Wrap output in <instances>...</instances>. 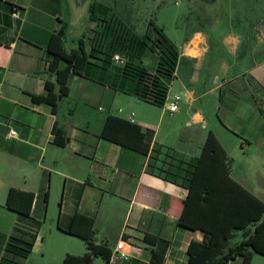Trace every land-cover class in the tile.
<instances>
[{
	"label": "crops",
	"instance_id": "obj_1",
	"mask_svg": "<svg viewBox=\"0 0 264 264\" xmlns=\"http://www.w3.org/2000/svg\"><path fill=\"white\" fill-rule=\"evenodd\" d=\"M71 14L69 0H0V262L16 227L37 230L24 264H62L67 254H85L86 242L66 231L81 213L94 219L97 243L114 248L124 240L136 250L130 260L115 257L106 263L98 256L96 264H189L190 244L203 242L204 234L179 222L188 189L150 173L149 154L103 137L106 120L117 116L136 124L135 137L151 146L168 145L187 157H198L213 131L232 158V177L263 200L258 193L264 189V83L251 73L257 85L251 91L239 82L241 74L229 73L238 49L231 39L182 43L169 90L170 95L182 94L176 112L122 90V75L114 66L95 72V78L73 75L69 94L54 112L51 104L37 102L33 95L45 94L46 81L54 80L47 51L52 33L67 25L66 47L78 46L71 35L77 28ZM216 48L223 49L215 58L223 74H215L219 92L212 110L219 119L211 120L206 108L211 89L203 91L200 84L204 71L216 62ZM144 57L149 68L156 67V53ZM243 91L249 94L244 97ZM55 127L65 131L67 144L56 143ZM11 130L16 135L9 136ZM11 188L35 194L32 217L39 228L8 208ZM52 203L59 204L57 232L82 241L71 243L63 256L40 232ZM242 262L238 256L228 264Z\"/></svg>",
	"mask_w": 264,
	"mask_h": 264
},
{
	"label": "trees",
	"instance_id": "obj_2",
	"mask_svg": "<svg viewBox=\"0 0 264 264\" xmlns=\"http://www.w3.org/2000/svg\"><path fill=\"white\" fill-rule=\"evenodd\" d=\"M89 33L79 39L76 48L66 47L67 25L52 33L48 44L49 72L54 80L45 83L43 95H33L37 102H47L57 111L59 101L69 94L70 78L75 75L95 78V72L116 67L122 75L119 87L140 100L164 106L181 54L178 46L154 19L150 26L155 31L139 33L135 23L122 16L101 0L90 7ZM156 53L157 64L151 69L145 54ZM120 54L124 64L117 65L114 55ZM136 124L117 116L106 120L102 136L124 146L149 154L150 173L182 185L188 189L180 224L201 230L203 242L192 241L189 264H228L241 256L242 264H252L253 253L264 255V200L247 190L231 175L232 158L213 131H209L198 157L181 155L174 148L134 136ZM55 141L65 145L68 138L61 128H54ZM150 140L152 135H148ZM35 199L33 192L11 188L7 206L21 219L31 220L37 228L40 222L32 217ZM37 231V230H36ZM36 231L16 227L0 264H24L36 240ZM68 233L82 238L88 251L83 255L67 254L62 264H96L95 257L109 263L113 247L97 243L94 219L76 213Z\"/></svg>",
	"mask_w": 264,
	"mask_h": 264
},
{
	"label": "rangeland",
	"instance_id": "obj_3",
	"mask_svg": "<svg viewBox=\"0 0 264 264\" xmlns=\"http://www.w3.org/2000/svg\"><path fill=\"white\" fill-rule=\"evenodd\" d=\"M101 1L115 8L122 18L130 19L135 23L139 33L149 31L152 36H155V31L150 26V21L154 19L178 47H181L182 43H224L231 39L230 43H238V49L237 56L230 59L232 68L229 73L241 74L239 82L247 84L246 87L251 91L257 90V85L251 82V73L260 77L264 83V33L259 28V25L264 23V0H218L216 7L208 8L199 0ZM93 25L94 23L88 20L83 26L71 31V35H74L78 41L89 33ZM71 37L73 36H70L68 43L72 42ZM222 52V48L214 49L212 58L221 56ZM217 62H214L210 70L204 71V78L200 84L203 91L211 89L206 96V108H209L207 114L211 120L219 119L212 110V103L219 92L214 84L215 74L220 76L223 74V68L219 67ZM225 93L227 94L226 91ZM242 93L244 97L249 94L248 91ZM224 101H228L227 95ZM244 104L240 103L241 107ZM225 106L222 107V111ZM258 194L264 198V189ZM58 211L59 204L52 203L46 221L41 223L40 232L46 240H51V243L61 250L60 253L63 256L64 250L71 243L82 245V241L77 237L57 232ZM255 263L264 264V255L254 254L252 264Z\"/></svg>",
	"mask_w": 264,
	"mask_h": 264
},
{
	"label": "built area",
	"instance_id": "obj_4",
	"mask_svg": "<svg viewBox=\"0 0 264 264\" xmlns=\"http://www.w3.org/2000/svg\"><path fill=\"white\" fill-rule=\"evenodd\" d=\"M14 14L16 15V13ZM114 60L121 64L125 63V59L120 54H115ZM181 99H182L181 93H175L173 95H170V93H168L166 103L164 106H166L171 113H174L179 109V104ZM14 135H16V131L11 130L9 136H14ZM135 254H136V250L133 245L127 244L124 240H120L116 243L115 247L113 248L110 261H112L113 258L115 257H119L123 260H130L132 257H134Z\"/></svg>",
	"mask_w": 264,
	"mask_h": 264
},
{
	"label": "water",
	"instance_id": "obj_5",
	"mask_svg": "<svg viewBox=\"0 0 264 264\" xmlns=\"http://www.w3.org/2000/svg\"><path fill=\"white\" fill-rule=\"evenodd\" d=\"M94 0H69L71 5V22L75 27H81L86 21L90 20V7ZM205 7H213L217 5L218 0H199ZM264 33V23L259 25Z\"/></svg>",
	"mask_w": 264,
	"mask_h": 264
}]
</instances>
